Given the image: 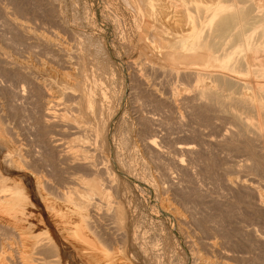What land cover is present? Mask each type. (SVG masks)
Masks as SVG:
<instances>
[{
    "label": "bare ground",
    "instance_id": "1",
    "mask_svg": "<svg viewBox=\"0 0 264 264\" xmlns=\"http://www.w3.org/2000/svg\"><path fill=\"white\" fill-rule=\"evenodd\" d=\"M138 1L145 12L143 33L161 60L143 58L134 75L160 103L172 105L170 109L178 106V93L163 96L159 87L157 90V86H151L150 75L161 80L193 82L195 94L191 103L195 108L213 107L231 114L233 128L220 141L234 143L233 149L239 152L240 159L234 165L236 178L233 176L226 183L232 191L250 196L252 208L264 212V192L254 182L253 185L251 178L242 179L254 157L261 160L264 169V83L258 80L264 78V3L259 0ZM10 22L26 37L31 36L42 44L53 43L63 57L68 55L64 45L44 37L36 38L27 23L16 18ZM253 31H256L254 38L250 36ZM1 46L3 68L17 69L29 81L28 90L24 86L10 89L20 99L26 93L31 98L34 96L38 108L35 106L28 116L11 115L7 112L11 108L9 101L0 97V264H131L121 248L123 245L118 246L122 244L125 213L120 199L113 200L111 193L113 189L114 194L118 191H115L117 177L107 143L105 93L95 82H89L87 73L78 72V68V74L65 72L62 77L45 79L44 68L31 64L36 61L29 64L15 61ZM27 75L33 78L28 79ZM184 96L187 97L181 102L186 104L190 97ZM154 137L152 134L141 142L144 150L158 152ZM175 151L195 153L186 144L175 146ZM177 164L183 168L181 161ZM162 206L161 209L169 210L175 222L186 220L173 205ZM249 232L255 242L264 244L262 234L255 229ZM208 246L218 252L214 241ZM194 257V264H230L224 260L204 262Z\"/></svg>",
    "mask_w": 264,
    "mask_h": 264
},
{
    "label": "rangeland",
    "instance_id": "2",
    "mask_svg": "<svg viewBox=\"0 0 264 264\" xmlns=\"http://www.w3.org/2000/svg\"><path fill=\"white\" fill-rule=\"evenodd\" d=\"M259 2L263 4L264 0ZM15 18L27 23L36 38L64 45L68 55L63 57L53 43L42 44L17 31L10 24ZM144 19L145 12L138 0H0V45L15 61L25 64L36 61L31 64L44 68L45 79L81 71L105 93L107 143L118 191L114 194L113 189L111 193L113 200H121L118 201L125 213L122 244L118 246L125 245L121 248L131 264H194L193 256L204 262L264 264V244L255 242L249 234L250 229H255L264 236V212L252 208L250 196L232 191L226 183L227 179L236 178L234 165L240 159L239 152L233 149L234 143L220 141L233 128V118L213 107L195 108L191 103L195 94L193 82L187 80L148 77L151 86L160 88L163 96L178 93L176 108L173 105L170 109L172 105L160 103L145 91L134 72L140 61L150 58L159 62L161 57L143 33ZM255 33L250 36L256 37ZM46 67L51 71L48 74ZM16 70L8 71L0 64V97L11 104L8 113L28 116L36 109L37 101L27 93L21 99L15 97L13 90L20 86L28 90L29 82L24 78L26 74ZM258 80L264 83V78ZM186 94L190 97L189 104L181 102ZM152 134L158 152L144 150L142 146L141 142ZM180 144L190 145L195 153L175 151ZM254 158L249 173L244 172L242 179L251 178L253 185L264 192V169L261 160ZM160 205H173L186 220L175 222L169 210L161 209ZM210 241L216 243L218 252L208 246Z\"/></svg>",
    "mask_w": 264,
    "mask_h": 264
}]
</instances>
